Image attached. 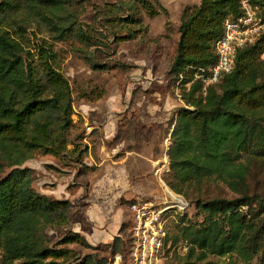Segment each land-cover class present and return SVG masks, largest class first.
<instances>
[{
    "label": "trees",
    "instance_id": "16d2710c",
    "mask_svg": "<svg viewBox=\"0 0 264 264\" xmlns=\"http://www.w3.org/2000/svg\"><path fill=\"white\" fill-rule=\"evenodd\" d=\"M250 3L264 20V0ZM240 4L200 0L182 5L177 27L166 22L165 43L152 58L155 72L162 50L173 47L167 52V84L179 90L183 102L166 121L172 128L166 181L191 198L203 216L187 223L185 215L180 217L171 240H186L189 249L173 251L165 264H264V188L251 184L256 162H264V34L237 50L232 71L217 83L205 85L195 77L200 68L215 64L213 41L226 18L241 14ZM87 6L94 8L97 27L81 19ZM161 13L168 16L160 0H112L101 7L89 0H0V264H103L97 254L79 258L65 246L76 241L89 247L83 235L68 231L61 241H51L46 230L70 226L71 203L38 192L33 170L22 164L35 151L81 163L88 150L82 141L69 140L74 90L60 71L55 43L80 44L72 49L92 70L126 74L128 65L99 61L96 52L134 39L137 50L150 51L149 43L158 40L148 43L143 15ZM31 27L46 33H34L33 46ZM76 92L89 101L105 95L89 80ZM120 135L121 130L115 140ZM209 180L220 181L234 196H207L202 190ZM124 226L107 247L110 259L120 254L129 264L131 224L127 238L121 236Z\"/></svg>",
    "mask_w": 264,
    "mask_h": 264
},
{
    "label": "rangeland",
    "instance_id": "374dc122",
    "mask_svg": "<svg viewBox=\"0 0 264 264\" xmlns=\"http://www.w3.org/2000/svg\"><path fill=\"white\" fill-rule=\"evenodd\" d=\"M90 3L103 6L106 1L112 0H89ZM169 7L167 21L169 20L175 29L178 25L179 0H163ZM192 4H198L200 0H181ZM163 2V3H164ZM86 3V2H85ZM186 3H183V5ZM94 8L87 6L81 19L90 26L97 27L94 19ZM143 23L151 28L153 35H159L165 30L166 17L161 14L155 18H148L143 15ZM166 21V22H165ZM97 25V26H96ZM30 45H35L34 33L37 37H44L46 33H37L36 27L28 29ZM163 35V34H162ZM159 35L157 37L146 36L148 43L152 40H158L156 43H149L150 51L146 53L137 50L134 41H120L112 44L110 49H103L96 52L99 61H105L109 65L123 63L128 65L126 74L119 73L117 69L98 71L92 70L79 58L78 53L73 47H81L80 44L71 40L56 42L55 47L58 50V62L61 73L69 80L73 92V127L70 132L69 140L82 141V146H87L88 151L84 154L81 163L70 156H54L44 154L41 151H35L31 157L26 160L22 167H29L33 170V186L45 195L57 199H68L71 203L70 212L72 213L70 226L67 229H48L46 230L51 241L59 242L67 237L68 231L78 233L85 237V232L93 229L91 222L88 221L85 210L89 205L91 189L94 201L99 197L98 188L103 184H109L111 176L119 171L120 176L116 177L119 183H128L137 193L131 198H145L162 205L167 200L172 203L173 199L170 193L182 197L186 204L182 208L172 207L168 213L169 236L170 239L176 233V224L180 222V217L185 215L184 223L189 221H198L202 219V214L194 208L191 198H187L183 193H177L167 184L169 173L168 149L171 144L170 133L172 128L167 129L166 121L169 119L174 107L166 110V96H169L171 102L175 101L183 105L179 90L167 84L166 70L163 64L167 62V52L169 49L162 50V61L159 63L155 72L148 70L153 61L151 60L157 51L161 48L165 39ZM173 35L175 33L173 32ZM172 35V36H173ZM111 41V39H109ZM112 49V50H111ZM33 51V50H32ZM264 58V55H263ZM133 75V81L130 83L129 76ZM166 79L160 83L159 79ZM124 77V78H123ZM126 77V79H125ZM121 79L124 83V89L121 88ZM132 79V78H131ZM91 81L105 89V95L97 100L89 101L78 96L76 89L84 81ZM134 82V84H133ZM135 89V99L129 101L125 96L127 86ZM165 86V90L161 89ZM166 94V95H165ZM169 99V100H170ZM182 103V104H181ZM176 107V106H175ZM94 121V123H93ZM106 121H114L125 130L121 139L114 144L112 139L105 138ZM89 124H94L90 130L86 129ZM159 125H162L161 127ZM117 144V145H116ZM116 145V146H115ZM103 146V148H101ZM148 146V148H147ZM115 147V150H112ZM73 145L69 142L67 151H71ZM153 152L155 160L152 163L144 162L142 168L140 162H143V156H149ZM127 157L128 163L123 167L116 168L114 159ZM140 160V161H139ZM258 166L253 169L252 186L257 189L264 188V162H256ZM140 166V168L138 167ZM160 169L158 176L156 169ZM145 193H144V192ZM204 193L207 196H234L226 185L220 181L209 180L203 186ZM67 192V193H66ZM196 193V192H195ZM128 196V195H126ZM129 200L122 199L118 205L117 224L124 223L121 236L127 238L129 234L131 215L127 208ZM242 211L247 207H241ZM119 232V230H118ZM118 235V234H117ZM89 247L80 242H70L65 246L76 252L79 258L86 254H97L103 264H114V258L109 257V248L106 242H89ZM120 264H124L121 259Z\"/></svg>",
    "mask_w": 264,
    "mask_h": 264
},
{
    "label": "built area",
    "instance_id": "2783aa9c",
    "mask_svg": "<svg viewBox=\"0 0 264 264\" xmlns=\"http://www.w3.org/2000/svg\"><path fill=\"white\" fill-rule=\"evenodd\" d=\"M241 14L226 18L223 32L213 41L216 62L209 68H200L195 75L205 85L217 83L221 76L230 73L234 67L238 49L253 44L264 34V20L257 14L250 0H241ZM160 169H156L158 176ZM179 198V199H178ZM172 203L165 200L162 205L151 200L137 198L129 204L131 215V242L129 264H165L173 251L185 253L189 249L186 240L173 243L169 239L168 213L176 206L182 208L186 201L178 196ZM121 261V255L114 256V263Z\"/></svg>",
    "mask_w": 264,
    "mask_h": 264
},
{
    "label": "crops",
    "instance_id": "0c3cea01",
    "mask_svg": "<svg viewBox=\"0 0 264 264\" xmlns=\"http://www.w3.org/2000/svg\"><path fill=\"white\" fill-rule=\"evenodd\" d=\"M160 1L163 4V6L166 8V10L169 14L170 13L169 7L166 6V4L163 0H160ZM179 1H180L179 2L180 7L178 9V15H179V12H180V9H181L183 3L193 5L192 3L182 2L181 0H179ZM161 14H164V13H161ZM164 16L166 17V21H167L168 16H166L165 14H164ZM155 17H157V16H155ZM155 17H153V18H155ZM148 18H150V17H148ZM165 33H166V25H165V30L162 33H160L159 35H162ZM148 34L150 37L151 36L152 37L159 36V35H153L151 32V28L149 31V27H148V31H147V35ZM173 38H174V40H177L178 34L176 33L175 35H173ZM130 41H134L135 46L138 47V41H139L138 39L128 40L126 42H130ZM161 43H162V45L164 44L163 42H161ZM162 59H163V57H162ZM162 59H161V61H162ZM167 66H168L167 62H166V64L165 63L163 64L164 71L167 69ZM151 71H152V68L150 67L148 70V72H149L148 74L151 75ZM162 77H163L162 79H159L160 83H163L166 80V79H164L165 78L164 75H162ZM128 78H129V80L126 79V77H125L127 82L130 83L131 80L133 81V75L129 76ZM133 84H134V82H133ZM160 88L161 89L164 88L163 90H165V86H161ZM135 93H136L135 89L132 90L131 87H129V85H128L127 90L125 92L126 98H128L129 101H131V100L133 101V99H135V97H134ZM169 99H170L169 96H166V101H165L166 110H169L171 107H174V109H175V108L181 106V105L178 106V103L176 101L174 103H172L171 99L170 100ZM172 111L170 109L169 113H171ZM93 123H94V121H93ZM93 125L94 124L87 125L86 129L89 130V132H90V130L93 128ZM104 126L106 127L105 138H108L110 140L112 139V142H114V144L117 143L121 139L122 135L125 132L124 128L122 126L116 124L114 121H110V122L106 121ZM120 130H121V135L119 136V138L117 140H115V137H116L118 131H120ZM101 148H103V146H101ZM147 148H148V146H147ZM112 150H115V147ZM152 156H153V152L149 156H143L142 155L143 162H140V166L143 168L145 166L144 162L152 163V161L155 160L154 157H152ZM113 161L116 162V164H115L116 168H114V169H117L119 166L124 167L128 163L126 156H122L121 158L114 159ZM140 166L138 165L139 168H140ZM118 176H120V173H119V171H116V173L111 176V179H110L111 183L106 184V185L103 184L101 187L98 188L97 194H99L98 195L99 197L97 198L96 201L92 200L93 197L91 194H93L92 193L93 191L91 189V194H89L90 199H88V201L90 203L85 210V215H86L88 221L91 222L93 229L90 232L84 233L87 241H89L91 243L94 241L110 243L113 240V238L119 233L118 230L120 229V227L122 225V223L117 224V222H116L117 221L116 219L118 218V208L117 207L120 203V200H122L124 198H125V200H131L134 198V197L131 198L134 193H136V194L142 193V191H139L137 193L128 183H125V184H123V183L119 184L118 183L117 184L118 180H116V177H118ZM126 195H128V196H126ZM137 198H139V197L137 196ZM114 264H120V262H115Z\"/></svg>",
    "mask_w": 264,
    "mask_h": 264
},
{
    "label": "bare ground",
    "instance_id": "6f19581e",
    "mask_svg": "<svg viewBox=\"0 0 264 264\" xmlns=\"http://www.w3.org/2000/svg\"><path fill=\"white\" fill-rule=\"evenodd\" d=\"M170 196L172 197V198H174V199H177L178 198V196H175V195H173V194H171L170 193ZM179 199V198H178Z\"/></svg>",
    "mask_w": 264,
    "mask_h": 264
}]
</instances>
